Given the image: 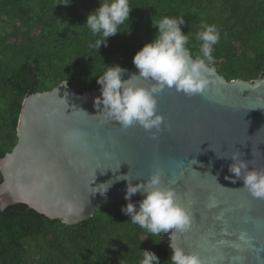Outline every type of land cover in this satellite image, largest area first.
<instances>
[{"label":"water","instance_id":"1","mask_svg":"<svg viewBox=\"0 0 264 264\" xmlns=\"http://www.w3.org/2000/svg\"><path fill=\"white\" fill-rule=\"evenodd\" d=\"M126 69L125 79L139 71L133 62ZM206 75L210 83L202 95L174 88L158 95L157 111L165 119L157 139L138 124L123 129L95 116L100 88L78 93L63 82L29 95L17 143L0 159V210L25 204L51 220L77 225L126 201V181L103 195L95 193L98 185L127 173L136 184L159 171L161 186L173 187L177 202L193 215L188 231L170 232L169 244L171 236L186 252H198L204 264H264V199L242 189V180L226 179L234 176L228 170L233 161L217 156L239 150L250 169H264V76L228 81L213 66ZM143 198L137 193L131 199Z\"/></svg>","mask_w":264,"mask_h":264},{"label":"trees","instance_id":"2","mask_svg":"<svg viewBox=\"0 0 264 264\" xmlns=\"http://www.w3.org/2000/svg\"><path fill=\"white\" fill-rule=\"evenodd\" d=\"M69 2V3H68ZM68 3V4H65ZM101 0H0V159L17 143L23 101L67 82L78 93L99 89L108 65L128 68L155 38L152 19L182 15V32L195 57L202 22L221 33L213 47L228 81L264 76V0H129L130 20L99 50L100 37L84 24ZM3 181L0 170V184ZM140 200L132 201L138 206ZM122 201L77 225L51 220L25 204L0 210V264H140L150 250L171 264L168 235L152 236L123 214Z\"/></svg>","mask_w":264,"mask_h":264},{"label":"clouds","instance_id":"3","mask_svg":"<svg viewBox=\"0 0 264 264\" xmlns=\"http://www.w3.org/2000/svg\"><path fill=\"white\" fill-rule=\"evenodd\" d=\"M131 11L129 0H101L100 6L87 15L84 23L93 35L100 37L94 43H89L88 48L99 50L101 45L107 44L108 38L120 33L118 29L130 20ZM185 23L182 15L152 19V26L157 29L155 38L133 57L138 74L133 73L130 78L125 79L127 69L116 64L108 65L103 74L98 76L101 95L94 100V107L99 110L95 116L118 122L123 129L138 124L151 133L152 139H157L158 133L163 131L165 119L157 111V97L164 89L174 88L187 96L205 93L210 83L206 74L209 65L214 62L213 47L220 42L221 33L215 24L202 22L201 31L196 34V40L201 42V55L194 57L187 47L188 35L182 32L181 26ZM138 79L150 80L151 86H137L134 81ZM153 129L156 131L153 132ZM243 155L239 150L233 151L231 155H217L218 158H230L233 161L228 170L234 176L225 178L233 183L242 180V189H246L253 198L264 199V169H250V161L243 159ZM117 181L127 182L124 198L128 203L122 206L121 211L130 217L132 224L138 225L152 236L170 232L184 233L190 229L192 213L177 202V193L173 187L161 186L159 171L153 172L147 181L141 180L136 184H133L129 173L116 176L115 180L95 187V193L106 194ZM137 193L144 196L138 206L131 199ZM209 199L210 206H215L214 198ZM169 239L171 264H204L198 252H186L183 247L172 242L171 236ZM240 239L244 240L245 236L242 234ZM142 254L140 264H161L155 252L143 250Z\"/></svg>","mask_w":264,"mask_h":264}]
</instances>
